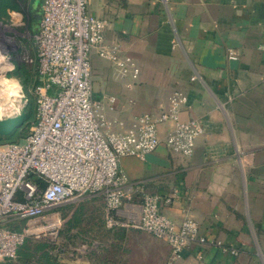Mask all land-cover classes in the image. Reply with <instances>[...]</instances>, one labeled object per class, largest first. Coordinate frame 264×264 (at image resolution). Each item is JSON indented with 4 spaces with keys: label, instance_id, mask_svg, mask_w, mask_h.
<instances>
[{
    "label": "crops",
    "instance_id": "obj_1",
    "mask_svg": "<svg viewBox=\"0 0 264 264\" xmlns=\"http://www.w3.org/2000/svg\"><path fill=\"white\" fill-rule=\"evenodd\" d=\"M16 1L4 24H26L35 32L40 2ZM87 12L106 23L90 65L92 99L114 122L112 130L123 133L144 115L156 117L177 90L188 99L180 119L195 120L201 129L191 157L161 142L143 160H119L134 186L119 216L140 213L141 190L170 197L161 214L176 223L191 219L200 237L220 243L192 244L173 264H264V0H88ZM113 42L119 56L130 57L139 70L131 88L126 87L130 77L120 76L99 55ZM229 53L239 58L230 59ZM172 128L171 122L157 126L161 141ZM99 198L103 201L101 195L85 196L52 211L65 224L70 215L61 214L64 207ZM23 222L8 223L19 230ZM131 231L112 234L116 252L100 262L83 244L72 255L50 251L48 264H135ZM164 246V254L155 250L154 255L168 264L170 249Z\"/></svg>",
    "mask_w": 264,
    "mask_h": 264
},
{
    "label": "built area",
    "instance_id": "obj_2",
    "mask_svg": "<svg viewBox=\"0 0 264 264\" xmlns=\"http://www.w3.org/2000/svg\"><path fill=\"white\" fill-rule=\"evenodd\" d=\"M38 1L39 26L31 33L39 81L32 90L35 119L23 139L0 143V263L13 261L28 239L46 242L52 254H60L59 232L64 220L52 209L85 196L103 197L106 229L146 232L164 241L170 249L168 264L180 259L192 244L219 245L200 237L195 221L176 223L161 214V204H169L170 197L141 190L140 213L119 216L134 189L120 170L119 160H143L161 142L170 151L191 157L200 126L195 120L180 119L188 99L177 90L156 117L144 115L125 132L113 131L114 122L106 119L101 105L92 99L90 57L103 42L106 23L87 12L88 0ZM5 25L0 21V26ZM5 43V37H0V56L10 63ZM118 49V43L113 42L102 46L99 55L111 62L120 76L130 77L126 87L131 88L139 70L130 57L119 56ZM228 58L239 55L229 53ZM164 122H171L173 128L161 141L157 126ZM33 177L45 187L40 188ZM19 220L24 222L18 231L5 226Z\"/></svg>",
    "mask_w": 264,
    "mask_h": 264
},
{
    "label": "rangeland",
    "instance_id": "obj_3",
    "mask_svg": "<svg viewBox=\"0 0 264 264\" xmlns=\"http://www.w3.org/2000/svg\"><path fill=\"white\" fill-rule=\"evenodd\" d=\"M18 2L21 4L19 0ZM20 7L22 8L21 5ZM31 33L32 32L26 24L9 25L7 23L5 27L0 26V37H5V44L10 49L7 59L11 63L4 61L0 56V107L2 108V118L16 116L23 110L29 100L32 99L34 102L32 96L33 87L29 86L28 88L30 97L26 94L17 79L7 77V74L15 68V64H23L27 68L34 69V78L36 79V67L32 54L34 46ZM74 211H78V219L68 235L65 234L68 240L63 255H72L74 253L73 249L81 248L82 244L88 246L87 253L92 254L95 262H98L100 257H103L104 254L110 257V255L116 252V248L112 246L111 233L104 227L103 201L101 198L91 202H72L64 214L70 215L71 218ZM63 229L64 227L61 232L64 231L65 233L66 227L64 230ZM131 234L135 242V247L133 246L132 248L134 249L132 252L134 253L135 264H160L161 262L159 263L158 260H156L154 251L158 250L164 254L166 251L164 241L146 232L131 231ZM30 242L35 244L37 241L31 240ZM93 243L95 244L93 245ZM147 247L150 249L149 253L146 249ZM71 251H73V253ZM119 251H121L120 248ZM75 253H78L77 250Z\"/></svg>",
    "mask_w": 264,
    "mask_h": 264
},
{
    "label": "trees",
    "instance_id": "obj_4",
    "mask_svg": "<svg viewBox=\"0 0 264 264\" xmlns=\"http://www.w3.org/2000/svg\"><path fill=\"white\" fill-rule=\"evenodd\" d=\"M17 9V1L16 0H0V21L2 23H5V18L7 17V10H16ZM34 69L27 68L23 64H15V68L7 74V77L15 78L19 81L20 85L23 87L26 94H29V86L34 87L36 84H38L37 79L34 78ZM28 92V93H27ZM31 97V96H30ZM23 110L26 112L27 116L24 120L23 125L15 129L10 135L6 137L0 136V143L5 142H17L23 139L28 133L31 125L34 122L35 119V105L34 102L29 100ZM33 180L38 184L40 188L45 187V183L41 181L40 179L33 177ZM69 206L64 207L63 209H68ZM79 210V209H78ZM65 211H63L61 214L65 216ZM78 211H74L71 218L63 224L62 228L66 227L65 233L64 231L59 232V237L62 240V250L61 253L65 252V247L67 244V237L70 230L75 226L78 215ZM7 228L13 229L18 231V228H11V224L7 223L5 225ZM63 229V230H64ZM106 229V228H105ZM109 233L112 234H118L126 231L125 229H106ZM118 232V233H117ZM66 234V235H65ZM65 236V237H64ZM31 240H26L22 246L19 247L17 250L16 258L13 261H6L2 262L0 264L8 263V264H48L52 263V256L50 255V246L46 242L37 241L34 243L30 242ZM83 245V244H82ZM81 245V246H82ZM80 249V248H79ZM79 249H73L74 253L79 251ZM73 251H71L73 253ZM51 261V262H50Z\"/></svg>",
    "mask_w": 264,
    "mask_h": 264
},
{
    "label": "water",
    "instance_id": "obj_5",
    "mask_svg": "<svg viewBox=\"0 0 264 264\" xmlns=\"http://www.w3.org/2000/svg\"><path fill=\"white\" fill-rule=\"evenodd\" d=\"M26 112L20 111L16 116L0 119V136L6 137L15 129L20 128L26 119Z\"/></svg>",
    "mask_w": 264,
    "mask_h": 264
},
{
    "label": "bare ground",
    "instance_id": "obj_6",
    "mask_svg": "<svg viewBox=\"0 0 264 264\" xmlns=\"http://www.w3.org/2000/svg\"><path fill=\"white\" fill-rule=\"evenodd\" d=\"M5 93V92H4ZM8 94V93H7ZM13 94V93H12ZM10 97V96H9ZM2 108L0 107V119H2Z\"/></svg>",
    "mask_w": 264,
    "mask_h": 264
}]
</instances>
